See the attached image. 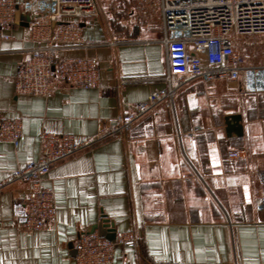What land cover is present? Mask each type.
<instances>
[{
  "label": "crops",
  "instance_id": "1",
  "mask_svg": "<svg viewBox=\"0 0 264 264\" xmlns=\"http://www.w3.org/2000/svg\"><path fill=\"white\" fill-rule=\"evenodd\" d=\"M136 3L99 0L97 16L57 22L79 25L58 58L95 56L100 84L58 81L47 98L15 90L30 49L43 44L30 33L31 15L20 9L0 27V120H22L19 146L0 144V179L39 157L42 130L94 139L45 175L56 215L43 229L22 226L28 182L0 190V264H75L79 235L105 219L139 238L117 249L115 264H264V93L249 92L246 76L188 82L173 105L160 103L128 133L109 132L134 103L168 86L160 22L140 26L144 6L128 12ZM239 147L246 157L230 158Z\"/></svg>",
  "mask_w": 264,
  "mask_h": 264
},
{
  "label": "built area",
  "instance_id": "2",
  "mask_svg": "<svg viewBox=\"0 0 264 264\" xmlns=\"http://www.w3.org/2000/svg\"><path fill=\"white\" fill-rule=\"evenodd\" d=\"M99 0H0V27L11 26L19 10L29 13V30L38 35L42 45L33 47L15 77L19 95L50 97L58 81L80 88H98V59L95 56L58 58L67 47L78 24H58L61 19L93 18L99 14ZM161 42L166 49L168 86L154 90L145 101L134 103L109 132L128 133L135 122L166 102L173 105L176 89L188 82L201 80L236 81L246 76L249 92L264 93L259 83L264 65L247 63L238 49L239 37L264 34V0H158ZM179 76L177 85L172 76ZM130 80L124 79L123 82ZM196 129L188 133L196 134ZM22 120H0V144L19 146ZM181 136V135H180ZM40 154L37 159L15 169L0 179V190L21 181L30 184L23 199L26 206L23 229L35 232L52 222L56 215L54 191L43 183L53 164L90 147L94 139H77L71 133L42 130L38 135ZM247 149L228 151L230 158H243ZM264 214V196L261 199ZM134 231H117L113 240L98 231L82 232L75 244V264H115L118 248L136 245Z\"/></svg>",
  "mask_w": 264,
  "mask_h": 264
},
{
  "label": "rangeland",
  "instance_id": "3",
  "mask_svg": "<svg viewBox=\"0 0 264 264\" xmlns=\"http://www.w3.org/2000/svg\"><path fill=\"white\" fill-rule=\"evenodd\" d=\"M138 2L140 4L136 3L130 5V8L128 10L129 14L133 15L132 13L137 12V10H133V9L138 5H141L142 7L144 6L145 15L147 16H145V19L144 18L139 19L140 26H142V24L149 25L150 23L151 24L150 27H157L160 22L158 0H142V1L138 0ZM141 10H143V8ZM138 18L139 17L136 18V21H138ZM238 49L241 51L247 63L255 62L264 65V34H255V35H247V36L239 37ZM263 82H264V71L260 73L259 76V83L261 84ZM249 88L250 86H248V91Z\"/></svg>",
  "mask_w": 264,
  "mask_h": 264
},
{
  "label": "water",
  "instance_id": "4",
  "mask_svg": "<svg viewBox=\"0 0 264 264\" xmlns=\"http://www.w3.org/2000/svg\"><path fill=\"white\" fill-rule=\"evenodd\" d=\"M241 78L242 77H240L239 80H241ZM96 229H98V233L101 236H104L107 239L113 240L115 237L116 229L113 226V223H112V227H110L106 219L103 221L101 225L100 224L94 225L90 232H94Z\"/></svg>",
  "mask_w": 264,
  "mask_h": 264
}]
</instances>
